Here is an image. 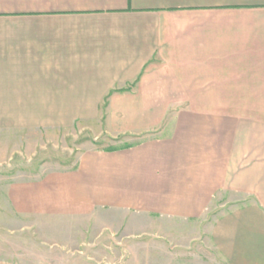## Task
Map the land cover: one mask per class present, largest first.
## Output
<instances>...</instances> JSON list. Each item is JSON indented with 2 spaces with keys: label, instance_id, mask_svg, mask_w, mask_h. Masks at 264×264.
I'll use <instances>...</instances> for the list:
<instances>
[{
  "label": "crops",
  "instance_id": "1",
  "mask_svg": "<svg viewBox=\"0 0 264 264\" xmlns=\"http://www.w3.org/2000/svg\"><path fill=\"white\" fill-rule=\"evenodd\" d=\"M39 113L139 141L11 184L0 264H264V0H0V114Z\"/></svg>",
  "mask_w": 264,
  "mask_h": 264
},
{
  "label": "rangeland",
  "instance_id": "2",
  "mask_svg": "<svg viewBox=\"0 0 264 264\" xmlns=\"http://www.w3.org/2000/svg\"><path fill=\"white\" fill-rule=\"evenodd\" d=\"M95 115L0 114V233L35 231L30 220H16L9 211L6 213V190L14 182L37 180L48 172L73 169L85 149L110 150L139 141L108 137L101 121L94 120ZM220 211V208L210 210L213 216ZM22 243L25 246L28 242Z\"/></svg>",
  "mask_w": 264,
  "mask_h": 264
}]
</instances>
